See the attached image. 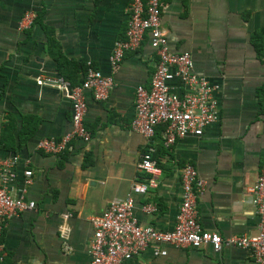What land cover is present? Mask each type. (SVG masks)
<instances>
[{
    "label": "crops",
    "instance_id": "0c3cea01",
    "mask_svg": "<svg viewBox=\"0 0 264 264\" xmlns=\"http://www.w3.org/2000/svg\"><path fill=\"white\" fill-rule=\"evenodd\" d=\"M129 1L0 0V157L27 159L32 178L25 197L35 204L7 222L0 264H88L89 218L146 177L136 165L148 147L160 174L155 189L134 197L140 225L173 227L180 170L189 164L204 184L196 200L201 228L221 239L255 232L248 189L264 164V54L255 48L264 0H162L160 28L169 50L188 53L194 74L220 84L218 119L200 137L166 149L161 126L150 145L131 131L134 90L148 87L157 64L145 36L136 51L124 54L105 101L86 93L88 144H74L59 156L35 150L38 139L69 131L70 107L34 79L58 75L76 86L87 62L108 74L113 42L124 37ZM27 14L33 15L28 25ZM143 204L154 211L141 212ZM164 250L165 256H152L146 249L126 264H252L247 251L234 248Z\"/></svg>",
    "mask_w": 264,
    "mask_h": 264
},
{
    "label": "built area",
    "instance_id": "2783aa9c",
    "mask_svg": "<svg viewBox=\"0 0 264 264\" xmlns=\"http://www.w3.org/2000/svg\"><path fill=\"white\" fill-rule=\"evenodd\" d=\"M161 12L162 0L129 1L124 37L113 42L107 59L108 74L103 75L87 62L82 80L76 86L58 75H40L34 79L38 87L56 90L70 107L69 131L58 138L38 139L35 150L59 156L73 151L74 144L83 147L88 144L90 135L83 121L86 93L93 101H105L114 86L112 74L124 54L136 51L145 36L157 64L148 87L136 86L134 90L131 131L150 145L155 128L161 126V144L167 149L183 138L200 137L204 129L216 123L218 101L215 95L220 91V84L194 74L188 53L169 50L160 28ZM31 18L33 15L27 14L23 19L28 25ZM151 153V148H146L136 165L146 177L133 183L123 199L110 201L102 213L89 218L92 234L86 248L88 264H126L146 249H151L152 256H165L167 246L175 249L207 247L213 253L223 248L240 249L249 253L252 264H264V164L248 189L257 219L255 232L221 239L217 232L203 230L200 226L196 200L204 184L189 164L180 170L179 203L173 227L160 231L139 224L134 214V197L155 189L160 174ZM31 178L27 159L18 154L0 157V235L10 219L35 209L34 202L25 197ZM139 209L151 213L154 206L143 204ZM3 256L0 245V260Z\"/></svg>",
    "mask_w": 264,
    "mask_h": 264
},
{
    "label": "trees",
    "instance_id": "16d2710c",
    "mask_svg": "<svg viewBox=\"0 0 264 264\" xmlns=\"http://www.w3.org/2000/svg\"><path fill=\"white\" fill-rule=\"evenodd\" d=\"M262 46H264V27H262L260 32L256 35L255 48H256V51L259 55L264 54V50H263ZM61 75H63V73H61Z\"/></svg>",
    "mask_w": 264,
    "mask_h": 264
}]
</instances>
